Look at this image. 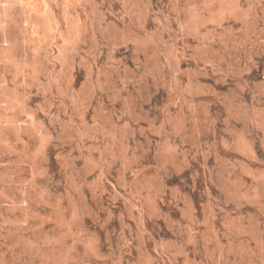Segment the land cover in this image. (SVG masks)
I'll use <instances>...</instances> for the list:
<instances>
[{
	"label": "clouds",
	"instance_id": "9594fccd",
	"mask_svg": "<svg viewBox=\"0 0 264 264\" xmlns=\"http://www.w3.org/2000/svg\"><path fill=\"white\" fill-rule=\"evenodd\" d=\"M0 264H264V0H0Z\"/></svg>",
	"mask_w": 264,
	"mask_h": 264
}]
</instances>
